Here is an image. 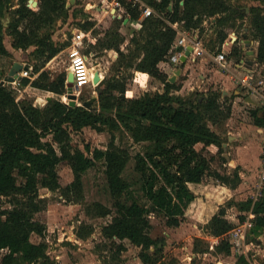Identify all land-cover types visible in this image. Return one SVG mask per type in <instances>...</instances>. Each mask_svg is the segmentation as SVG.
I'll return each mask as SVG.
<instances>
[{
  "label": "trees",
  "instance_id": "1",
  "mask_svg": "<svg viewBox=\"0 0 264 264\" xmlns=\"http://www.w3.org/2000/svg\"><path fill=\"white\" fill-rule=\"evenodd\" d=\"M258 1L264 4V0ZM148 3L160 16L141 20L140 27L135 28L129 38L126 51L121 49L126 41L119 29L122 20L116 18L114 25L102 36H95L94 46L97 50H116L120 66L132 67L160 79L164 86L162 92L127 96L126 81L120 76H111L100 82L98 108L70 105L58 97H51L42 107H37L32 102L20 103L12 88L0 84V252L4 251L1 264H56L47 252L45 240L35 242L31 239L32 234L43 237L47 228L46 223L36 218L46 207V198L40 196L39 189H60L67 201L80 202L84 196L83 173L96 160L104 162L113 203L108 207L95 201L87 205L86 212L96 216L111 215L102 225V235L112 241L128 239L140 247L138 256L144 264H157L160 261L158 252L163 247L160 246L162 241L150 234L151 217L161 214L166 225L179 226L188 205L196 197L188 183H202L212 177L235 189L242 181L239 166L231 172L212 168L210 158L195 147L198 143L202 147L216 145L222 152V137L209 123L227 120L232 103H226V95L213 89L195 99L172 93L179 86L176 81L168 80L158 63L166 61L173 51L175 30L166 20L180 21L186 28H195L200 27L204 17H213V25L219 26L218 43L221 45L228 35L227 27H235L236 18L247 17L245 29L257 41L256 62L264 65V7L251 6L245 14L229 0H149ZM126 7L130 20L138 19L139 11L130 4ZM66 15V0H39L37 9L30 8L28 0L16 3L0 0V58L8 54L4 44L5 34H8L13 47L34 46V57L39 59L32 64L36 78L30 81L23 77L21 85L30 83L58 95L65 92L67 72L61 71L50 78L42 68L65 46L56 44L47 29ZM5 18H9L7 24ZM82 26L89 29L92 22L86 20ZM238 40L239 36L229 53L239 60L243 49ZM249 112L253 124L264 127V107L255 106ZM84 127L96 131L107 129L110 139L106 147L91 148L87 143L80 148L71 133ZM119 128L129 130L133 140L147 142L143 150L135 154L134 169L139 173L140 189L149 205L139 202L132 183L124 176L130 153L115 143L113 131ZM63 160L73 172V180L65 186H61L57 172ZM232 204L240 211L251 210L255 214L252 234L264 229V194L257 199L249 196L219 205L204 225L205 232L217 238L210 248L215 254L231 253L226 235L234 223L226 217V209ZM244 218L245 214H240L238 220ZM91 232L92 226L82 225L77 236L85 239ZM201 241L202 238H195L194 252L209 251L208 243L199 247ZM117 245L123 248L121 243ZM234 264H249V261L240 254Z\"/></svg>",
  "mask_w": 264,
  "mask_h": 264
},
{
  "label": "rangeland",
  "instance_id": "2",
  "mask_svg": "<svg viewBox=\"0 0 264 264\" xmlns=\"http://www.w3.org/2000/svg\"><path fill=\"white\" fill-rule=\"evenodd\" d=\"M13 1L17 2V0ZM145 1L148 3L149 0ZM229 2L232 6L240 10L243 9L245 14H248L251 6L261 5L264 7V4H261L258 0H229ZM31 5L34 6L33 3ZM66 9L67 15L65 18H59L47 29L56 44H64L65 46L42 69L48 72L50 78H54L61 71L67 72L69 67L66 49L73 44L79 46L83 52L88 53L91 82L81 89L77 97V105L88 109L98 108L97 97L98 92L101 90L100 82L103 78L111 76H120V78L126 81L127 96H140L145 92H162L164 90L163 82L160 79L134 70L132 67L120 66L116 50H97L94 46L96 37L102 36L108 28L113 26L114 18H116L122 20L119 29L125 35L126 41L121 44V49L126 51L129 38L132 35L131 30H135L133 19H128L124 22L126 18L118 17L117 10H113L112 4L108 0H66ZM86 20L92 22V26L85 30L82 24ZM214 21L213 17H204L199 25V34L204 43L205 52L200 53L195 60L187 57L184 63H181V61L178 64L170 62L175 65L174 72L180 67V64H182L180 67L182 69L183 65L185 66L187 62L192 65L190 68H194L192 87L188 85L182 89L187 74H183L182 70H180V74L174 80L179 88L172 90V93L195 99L197 96L206 94L210 89L222 92V83L220 81L211 82L208 77L227 73L228 68L238 66L253 70L254 82L264 77V65H255L257 41L252 39L248 35L247 29H245V26L248 24L247 17H244L243 20L239 17L236 18V26L233 28L227 27L228 35L223 41L224 43L227 40H234L233 38L230 39L232 34L236 37L235 40L239 36L238 44L245 48H242L243 54H241L240 59L238 60L235 55L228 53L226 55V68H222L213 61L212 56L223 48V43L221 45L218 43L219 26L213 25ZM8 22L9 18H5V24ZM240 22H242L241 26L238 27ZM94 30H97V32L94 33ZM244 33L248 35V39L250 40L249 46H245V43L242 41L241 35ZM234 41L231 42L232 44L230 43L231 48ZM4 44L8 50V54L0 58L1 75L6 74L15 61L20 63L26 62L28 64H34L39 61V59L34 57V46L27 49L15 48L12 46L11 37L8 34H5ZM227 47L226 45L225 50H228ZM249 49L253 51L248 53ZM89 53H92V55ZM199 61L204 64V69L194 65L195 62ZM162 66L163 64L159 68H163ZM242 73L243 70L237 74ZM201 75H206V77L203 78ZM36 76L37 73L35 72L29 78L30 81L35 79ZM17 86L19 87L18 90H12L20 103L27 104L28 102H32L37 106L35 101L38 96L44 97L45 103L48 96L58 97L63 102L69 101L62 94L58 95L52 91L36 88L30 85V83ZM234 90H238V92L235 93ZM249 93L251 92L234 82L233 87L226 94V103L231 102L234 104L233 101L236 99L235 94H239L240 99H237L234 106H232L230 117L219 124L209 123L213 130L219 132L223 143H227L225 147L222 145V152L218 151L216 145L204 147L199 143L195 145L196 149H199L206 157L210 158L212 168L222 172L224 170L231 172L236 166H239L242 181L230 196L227 188H222L221 186L224 185L212 177H209L207 181L202 183H188L190 189L196 195L194 200L198 202L188 205L185 217L179 226L166 225L165 218L161 214L152 216L150 234L155 239L161 240L160 246H163L162 250L158 252L160 261L157 264H231L234 259L232 253L229 255L215 254L210 249L212 247H209V251L207 252H194V240L196 237L202 238L203 241L199 245L200 248H203L206 243L211 246V244L217 242L211 235L205 232L204 225L218 209L219 205L228 204L229 201L233 202V200H243L249 196L253 197V193L256 192L261 193V195L264 194V184H259V175L262 168L264 130L257 131V127L253 124L249 112L257 105L246 102L245 97L250 95L262 107H264V100ZM113 133L115 143L126 148L130 153V159L124 170V176L132 183L139 202L149 205L150 202L144 197L140 189L139 173L134 169L135 154L143 150L147 142L133 140L129 130L125 128L115 129ZM71 137L82 149L87 143L91 148H105L110 139V132L107 129L96 131L90 127H84L80 131H73ZM236 160H247L246 168H243ZM57 172L61 186H65L73 180V172L66 160L58 164ZM20 180L21 178H19ZM82 183L84 196L80 202L67 201L60 189L55 191H50L43 187L39 189L40 196L46 198V207L36 214V218L46 223L47 228L43 237L32 234V241L45 240L48 245L47 252L56 261V264H144L138 256L140 247L128 239L122 241L116 239L112 241L102 235V225L111 219V215L96 216L86 212L87 205L92 202L98 201L108 207H111L113 203L108 190L102 159L96 160L95 164L83 173ZM240 214H244V211H240L236 205L227 206L226 217L234 224L239 221L238 217ZM82 225L92 226L91 234L85 239L77 236V230ZM85 229L87 228L85 227ZM253 234L254 238H251V235L246 237L247 249L245 256L249 264L253 260H256L257 264H264V229ZM59 238H61L60 241ZM118 243L123 245L122 249L119 248ZM3 253L4 251L0 252V264ZM230 258L232 260H228Z\"/></svg>",
  "mask_w": 264,
  "mask_h": 264
},
{
  "label": "built area",
  "instance_id": "3",
  "mask_svg": "<svg viewBox=\"0 0 264 264\" xmlns=\"http://www.w3.org/2000/svg\"><path fill=\"white\" fill-rule=\"evenodd\" d=\"M113 7V10H117L118 17L122 18L125 17L127 20L130 19V14L126 9L127 5L130 4L132 7H135L139 11L138 19L133 21V26L135 28L140 27V22L143 18L148 16H160V14L153 8L152 5L147 3L145 0H108ZM182 3V1L180 2ZM28 6L32 9L38 8V3L36 5H31L28 2ZM124 14L122 16V14ZM166 22L175 30V37L173 40L172 48L173 51L170 54L169 58L163 62H172L174 64H178L180 62V56L184 54V51L188 46H191L190 54L188 57H191L192 60H195L197 56L205 52V46L200 37V27L195 28H186L183 26V22L174 21L170 22L166 20ZM134 28V29H135ZM233 35V34H232ZM230 36V39H234L235 36ZM234 40L225 41L223 43V48L220 49L217 53H215L212 58L215 63H217L222 68H226V55L229 53L230 43ZM232 44V43H231ZM226 45L228 46L225 50ZM92 55V53H89ZM66 56L68 61V70H71L73 74V81H72V93L76 94L78 97L82 88L86 87L91 82V72L89 67V56L88 53L83 52L79 46L73 44L66 49ZM23 67L14 75L12 80H8V72L6 74H0V84L7 85L12 89L18 90L21 86V79L23 77L31 78V75L35 74L33 72L32 64H28L26 62L22 63ZM255 65L259 66V63L255 60ZM242 74H236L233 76L235 82L240 84L242 88L247 89L249 94L253 96L261 97L264 100V77L259 78L256 82L253 80V70L247 69L246 67L243 68ZM255 70V69H254ZM67 82V81H66ZM18 87V88H17ZM68 88L66 85V90L62 94L67 96ZM78 100V98H77ZM68 103V102H67ZM261 171L259 175V184H264V141H263V156L261 159ZM261 193L256 192L253 193V199H257ZM245 218L242 221H238L234 224L233 228L227 233V240L230 242L231 245V253L235 258L240 254H246V237L250 235L251 229L254 227V219L255 214L251 211H245ZM254 237L251 234V238ZM217 241V238H214ZM213 244H211L212 247ZM260 246V245H259ZM250 264H257L256 260L253 262L250 261Z\"/></svg>",
  "mask_w": 264,
  "mask_h": 264
},
{
  "label": "crops",
  "instance_id": "4",
  "mask_svg": "<svg viewBox=\"0 0 264 264\" xmlns=\"http://www.w3.org/2000/svg\"><path fill=\"white\" fill-rule=\"evenodd\" d=\"M242 48H244V47H242ZM161 64H163V66H162L163 68H160V69L164 73H166L168 77H170L171 74L174 72V68H175L174 66L175 65H173V64H171L169 62H163V61H161V62L158 63V66L161 67ZM194 65H196L199 68L204 69V64L201 61L195 62ZM191 66L192 65H190L187 62L185 64V66L183 65V67L181 69L183 74H185V73L187 74V78H186V81H185L184 86H182L183 87L182 89H184L188 85L190 87H192L191 84H193L192 82H193V75H194L193 72H194V68H190ZM229 66H230V64H229ZM242 70H244V69L242 67H240V66L234 67V68H228L227 73H221L219 75H213V76L211 75L210 77H208V79H210L211 82L212 81H214V82L220 81L222 83V85H223V88H222L223 95H226V94H228L230 88H232L233 85H234L235 79L233 78V76H235L238 72L239 73L242 72ZM201 77L204 78V77H206V75H201ZM234 92L237 93L238 90H234ZM235 95H236L235 96L236 99L233 101L234 104L236 103L237 99H240L239 94H235ZM234 104L232 103V106H234ZM255 127H257V131H263L264 130V127H258V126H255ZM236 161H237L238 164L242 165L243 168H246V165H247L246 164V161L247 160H236ZM221 187L222 188H227V191H228L229 196L234 193V190L235 189H231V188H229V187H227L225 185L224 186H221ZM195 202H198V201L197 200H192L190 202V204L193 205V203H195ZM60 240H61V238H59V241ZM235 259L236 258L234 256V259L232 260L231 264H234L235 263Z\"/></svg>",
  "mask_w": 264,
  "mask_h": 264
},
{
  "label": "water",
  "instance_id": "5",
  "mask_svg": "<svg viewBox=\"0 0 264 264\" xmlns=\"http://www.w3.org/2000/svg\"><path fill=\"white\" fill-rule=\"evenodd\" d=\"M28 2L31 3V4L33 3L34 5H36L38 3V0H28ZM126 21H127V19L124 20V22H126ZM133 31L134 30L132 29L131 32H133ZM241 37H242L243 43H245V46H249L250 45V40L248 39V35L246 33H244V34L241 35ZM235 39H236V37L234 38V40ZM190 50H191V46H188L186 48V50L184 51V54H182L180 56L181 63H184L186 61L187 57L190 54ZM252 51H253L252 49L251 50L249 49L247 52L249 53V52H252ZM181 66H182V64H180V67ZM22 67H23L22 63L17 62V61L13 62L12 66L10 67V69L8 71L7 79L8 80H12L14 78V75H16V73ZM180 67L177 70H175V72H174V74L172 76H170L168 78V80L170 82H173L176 79L177 75L180 74V70H181ZM72 81H73V74H72L71 70H68L67 71V82H66V85H67V88H68L67 97L69 98L68 103L70 105H75L76 102H77V96L74 93H72ZM50 98H51V96H48L47 100H49ZM245 101L248 102V103L256 104L259 107H262V105L259 102H256L250 95L245 97ZM226 144H227L226 142L222 143V145L224 147L226 146Z\"/></svg>",
  "mask_w": 264,
  "mask_h": 264
},
{
  "label": "bare ground",
  "instance_id": "6",
  "mask_svg": "<svg viewBox=\"0 0 264 264\" xmlns=\"http://www.w3.org/2000/svg\"><path fill=\"white\" fill-rule=\"evenodd\" d=\"M44 103H45V98H44V97H42V96H38V97H36L35 104H36L37 106L42 107V106L44 105ZM228 260H232V259L230 258V259H228Z\"/></svg>",
  "mask_w": 264,
  "mask_h": 264
}]
</instances>
